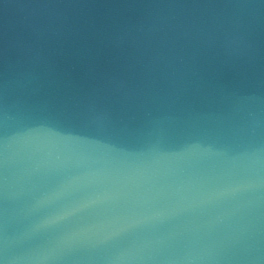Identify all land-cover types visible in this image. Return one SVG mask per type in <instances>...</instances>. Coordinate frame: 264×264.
<instances>
[{
  "label": "clouds",
  "instance_id": "9594fccd",
  "mask_svg": "<svg viewBox=\"0 0 264 264\" xmlns=\"http://www.w3.org/2000/svg\"><path fill=\"white\" fill-rule=\"evenodd\" d=\"M142 7L0 48V264H264V0Z\"/></svg>",
  "mask_w": 264,
  "mask_h": 264
},
{
  "label": "water",
  "instance_id": "95a60500",
  "mask_svg": "<svg viewBox=\"0 0 264 264\" xmlns=\"http://www.w3.org/2000/svg\"><path fill=\"white\" fill-rule=\"evenodd\" d=\"M152 2L154 0H0V48L5 49L3 58L9 64L14 62L17 47L15 28L22 20L40 31L72 30L68 42L58 46L52 55L59 67H67L62 62L64 55H87L83 41L75 36L77 31L90 34L113 20L129 17L134 20L149 11L142 5ZM174 2L191 3L193 0ZM82 215L80 211L71 210L61 223L72 228Z\"/></svg>",
  "mask_w": 264,
  "mask_h": 264
}]
</instances>
